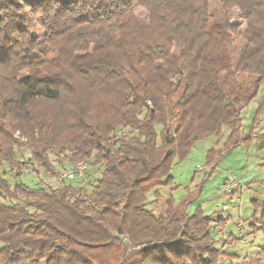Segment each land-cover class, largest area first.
I'll return each mask as SVG.
<instances>
[{"label": "trees", "instance_id": "trees-1", "mask_svg": "<svg viewBox=\"0 0 264 264\" xmlns=\"http://www.w3.org/2000/svg\"><path fill=\"white\" fill-rule=\"evenodd\" d=\"M263 113L264 0H0V169L24 147L49 175L51 154L97 174L89 188L0 174V264H219L214 219L175 203L171 171L225 126L212 172Z\"/></svg>", "mask_w": 264, "mask_h": 264}, {"label": "crops", "instance_id": "crops-1", "mask_svg": "<svg viewBox=\"0 0 264 264\" xmlns=\"http://www.w3.org/2000/svg\"><path fill=\"white\" fill-rule=\"evenodd\" d=\"M255 100L248 105V108H252V113L247 112V119L243 118V134L247 133L257 107V99ZM263 124L264 113L259 125ZM258 127L249 141L226 151L214 167V172L221 169V186L226 181L227 174L233 173L240 178L239 189L232 194H225L231 199L236 197V214L232 215L229 206L225 207L223 203L214 206L208 213L202 208L205 215L218 214L222 218L215 229V240L218 239L216 245H219L221 253L219 264H264V138ZM226 139L222 140V145ZM216 144L217 141L211 149H216ZM220 196L218 191L211 194L208 200L213 201ZM190 205L191 203L188 204L189 208ZM214 233L213 230V236Z\"/></svg>", "mask_w": 264, "mask_h": 264}, {"label": "rangeland", "instance_id": "rangeland-1", "mask_svg": "<svg viewBox=\"0 0 264 264\" xmlns=\"http://www.w3.org/2000/svg\"><path fill=\"white\" fill-rule=\"evenodd\" d=\"M218 6L215 3L211 4V10H217ZM137 19L141 23L147 22V13L142 8H138L135 11ZM229 19L232 22L239 23L241 27L244 26L243 18L239 15V13L234 10L230 12ZM34 30L37 33L41 32L39 26L35 25ZM242 47V42L239 38H235L233 42V58L235 59L238 55L240 49ZM256 101V100H253ZM253 101L251 103H253ZM253 105V104H252ZM253 107V106H252ZM243 112V118L247 119L248 115L246 113H252V108H248ZM258 130L262 131L264 134V124L258 125ZM120 133H118L119 135ZM229 134V129L225 126L222 127L221 134L219 136L210 135L196 144H194L189 156L187 159L179 164H175L171 171V175L174 177V189L172 191V196L176 204L181 203V201L187 197L188 200L191 201L190 208L187 205L186 212L193 211L197 206H202L205 212H209L211 208L216 205L224 204L225 207H228L230 213L232 215L236 214V197L233 199L230 196L225 195L223 192V188L221 183L219 182V176L221 174V169H217L214 172V169L211 171L210 168L206 166V154L207 151L213 147H215V141H217L216 149H219L222 145V140L226 139ZM16 137L19 138L18 132L16 133ZM217 139V140H216ZM24 140V139H21ZM16 159L18 161L14 167L21 168L20 176H13L10 172V169L4 165L3 168L0 169V174L6 173L5 176L9 180L10 185H15L18 181L31 186V187H53L56 188L61 185V182L58 181L57 176L49 175L45 173L41 168L35 166L33 167L31 161L29 160V151L24 147H16ZM50 160L53 166L60 172L69 167L67 162L60 163L57 157L53 154L50 155ZM22 164V166L20 165ZM203 167V170H199L197 167ZM214 175L211 177L212 173ZM211 173V174H209ZM233 174V173H231ZM97 176L96 173L93 172L92 168L88 171L87 175L84 179H77L72 181L75 186H85L89 188V184H92L94 178ZM238 176V175H237ZM239 178V177H238ZM240 179V178H239ZM220 191V197L214 199L213 201H209V196L211 194ZM169 189L163 188L160 190V194L163 196V199L160 201H155L152 197V194L149 195V208L153 209L157 214L165 209V201L168 198ZM211 217L214 219V231L215 235L213 236L214 242L211 244V249L219 250V245H216L218 242L215 240L216 235V227L221 223V216L218 214H213ZM217 238V237H216ZM39 264H45L44 261H41ZM236 264V263H235Z\"/></svg>", "mask_w": 264, "mask_h": 264}, {"label": "built area", "instance_id": "built-area-1", "mask_svg": "<svg viewBox=\"0 0 264 264\" xmlns=\"http://www.w3.org/2000/svg\"><path fill=\"white\" fill-rule=\"evenodd\" d=\"M207 168H210V166H206ZM199 170H203V167L198 166L197 167ZM90 169V163L88 161H78L68 168L64 169L63 171H60L57 176V179L59 182H71L77 179H82L84 178L88 171ZM13 176H20L22 171L21 168L15 167L11 171ZM241 185L240 179L234 175V174H227L226 181L224 182L222 188L224 194H232L236 190L239 189Z\"/></svg>", "mask_w": 264, "mask_h": 264}]
</instances>
